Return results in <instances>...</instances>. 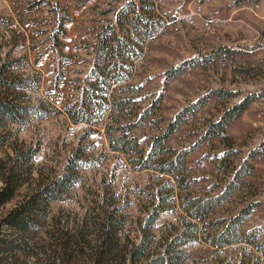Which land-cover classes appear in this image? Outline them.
<instances>
[{
  "label": "rangeland",
  "instance_id": "374dc122",
  "mask_svg": "<svg viewBox=\"0 0 264 264\" xmlns=\"http://www.w3.org/2000/svg\"><path fill=\"white\" fill-rule=\"evenodd\" d=\"M108 27L121 31L137 55L123 67L118 50L96 58ZM4 60L5 73L28 79L19 99L41 112L0 127L9 135L0 163L34 151L32 169L20 167L22 184L0 207V218L61 173L73 154L78 176L40 216L47 241L39 238L43 245L0 264H118V257L98 261L96 253L100 221L111 210L124 218L125 247L138 241L154 212L152 252L163 248L168 234L197 223V235L177 246L189 253L182 264L251 260L247 242L217 247L207 237L255 203L239 232L264 241V0H0V66ZM118 72L127 75L119 82ZM218 87L227 95L214 91ZM247 95L254 97L222 133L206 134ZM70 111L92 123H75ZM180 114L164 144L168 157L187 150L179 171L138 170L137 157ZM118 136L132 145L130 152L112 149ZM225 191L204 220L187 216L194 199Z\"/></svg>",
  "mask_w": 264,
  "mask_h": 264
},
{
  "label": "trees",
  "instance_id": "16d2710c",
  "mask_svg": "<svg viewBox=\"0 0 264 264\" xmlns=\"http://www.w3.org/2000/svg\"><path fill=\"white\" fill-rule=\"evenodd\" d=\"M139 17L143 18L142 15ZM139 17L135 21L140 22ZM136 28L138 26H134L131 32H134ZM109 30L113 33L110 34ZM114 30L113 27H108L103 35L100 36L96 58L106 54L109 50H113V52L118 50V67H123L126 58L129 57L133 60L137 55L130 53L133 50L132 48L130 52L128 51V47L130 46H128V42L130 41L127 42L126 36L121 31L115 33ZM152 33L153 31L150 30L147 32L148 36ZM127 52H129V56L125 57L128 54ZM8 62L4 60L0 66V127L6 122L21 124L25 122L27 115L41 112L37 110L38 105L25 103L19 99L18 95L21 94L19 92L20 87L24 85V80L28 79L5 73V67H7ZM121 72L123 71L121 70ZM126 76L118 72V82L122 81ZM214 91L227 95V91L229 90L218 87ZM84 96L85 91L83 92L81 103L84 101ZM253 97L254 95H247L234 103L220 118L208 126L206 134L217 135L222 133L229 119L243 112ZM79 114L75 115L70 111V116L75 123L81 121L92 123L87 115L80 116ZM180 120L181 114L173 119L161 134L154 137L147 153H142L137 157L135 161L137 162L136 168L138 170L151 168L171 175L179 171L182 158L185 156L187 150H180L175 156L168 157L166 155L168 149L164 147V144L171 132L179 125ZM8 136L6 133H0V151L6 143ZM123 140L122 136H118V139L112 143V149L130 152L132 145L125 147L126 141ZM262 145L264 146V139ZM33 152L30 149L13 155L9 163L10 165L8 163H0L2 172L0 176V207L14 197L18 187L22 184L20 179L21 174L19 173L20 167L26 166L29 170L32 169L31 159ZM159 154L162 155L159 156ZM77 157L74 154L68 157L61 173H57L51 180L40 184L32 192L25 195L0 218V258L13 260L16 252L22 250L30 253L34 247L43 245V242L40 241L39 243V238L46 239L47 241L48 231L45 229L43 225L44 221H42L40 216L47 212V209L53 202L62 199L63 194L69 193L75 186L78 176L75 170L78 162ZM226 191L218 195L194 199L192 202L195 204L186 208L187 216L189 218L204 220L208 217L209 212L225 197ZM254 205L255 203L248 205L239 213L232 215L222 225L221 229L210 233L207 238L209 243L217 247L245 241L253 251V257L247 264H264V241H260L257 235H246L243 238L239 232L245 215L252 210ZM110 212L111 214L104 216L103 220L100 221L101 230L96 250L98 261H104L109 257H118V264H182L181 262L189 257V253L179 249L177 246L188 243L191 240L188 234L197 235L200 230L197 223L185 225L183 230L173 232L171 235L168 234L165 237L162 243L163 248L160 251L152 252L150 248L154 236L152 233H149V228L157 215L151 212L147 216V225L144 227L141 237L138 241L133 242L130 247H125L121 237L124 218L112 214L113 210ZM216 224L221 226L222 223L221 221H217ZM67 244H70V242ZM66 245L63 244V247Z\"/></svg>",
  "mask_w": 264,
  "mask_h": 264
}]
</instances>
